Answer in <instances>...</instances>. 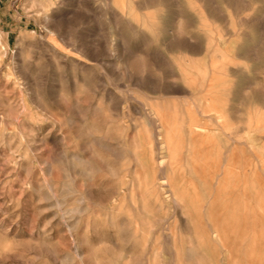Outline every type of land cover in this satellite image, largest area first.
<instances>
[{"label":"rangeland","instance_id":"obj_1","mask_svg":"<svg viewBox=\"0 0 264 264\" xmlns=\"http://www.w3.org/2000/svg\"><path fill=\"white\" fill-rule=\"evenodd\" d=\"M113 1L120 2L0 0V264H264V102L256 155L249 146L238 151V156L245 160L243 166L248 176L240 173L236 177L238 172L232 173L229 182L217 188L218 183L214 182L221 177L203 173L210 185L201 188L205 190L202 196L201 180L188 171L191 162L182 156L187 163L179 160L176 166L182 167L179 172L176 167L175 173L172 168L166 170L175 181V193L167 190L166 185L163 192L158 187L154 189L155 186L149 188L150 183L159 181L154 176L157 164L149 162L143 166L135 159L128 168L119 151H124L126 144L134 150V142L143 149L139 142L149 140L145 136L150 132L144 127L148 111L142 106L151 108L152 99L141 94L138 81L153 85L159 79L166 81L169 72L180 70L187 57L181 53V59L180 52L169 49L166 38L172 36L175 26L179 28L180 13L193 16L196 6L193 0H171L173 4L169 0L167 9L150 10L155 15L151 18L155 26L135 29L136 32L132 21L130 27L121 15L128 8L122 6V1L119 6ZM218 1L212 0L215 2L212 6L217 3V7L213 6L217 11L226 9L229 13L230 6L239 7L232 5L237 0ZM241 1L245 0H238L240 5L244 4ZM261 6L264 8V3ZM196 16L197 13L193 17ZM163 21L167 30L160 28ZM194 21L191 25H195ZM215 24L210 25L214 28ZM193 26L189 30L196 39L194 42L204 40V34L202 37L200 33L203 30ZM183 36L176 39H189ZM215 38L217 41L218 37ZM261 44L264 49V41ZM199 58L197 53L193 59L198 62ZM236 61L239 59L233 60L239 63ZM197 62L195 67L199 68ZM263 64L264 60L260 64L261 97H264ZM144 65L148 71L143 72ZM244 78H240L244 91H240V99L237 97L236 101H245L242 107L248 110L251 89L247 77ZM169 80L183 82L178 78ZM145 90L150 96L155 95ZM201 101L197 100L199 105L204 103ZM216 112L213 115L220 118ZM236 112L234 118L242 119V128L251 111ZM243 116L247 117L246 122ZM243 133L246 135L241 133L242 139L251 145L254 132L247 129ZM253 155L258 160L261 157L260 161ZM183 169L187 171L182 178L179 174ZM191 177L199 179L193 181L200 185L195 186ZM183 184L188 186L189 195ZM178 189L180 196L190 198L180 199ZM209 192L218 196L219 203L229 200V207L220 204L223 206L220 209L217 203H212L215 210L212 211L207 204L202 205L208 198L212 201L214 195ZM173 194L180 199L179 203L174 202ZM192 196L202 201L204 210L194 204ZM141 203L146 207L143 213ZM79 206L80 211L76 212ZM211 225L221 228L222 242L211 235ZM192 246L198 251L194 256L187 251Z\"/></svg>","mask_w":264,"mask_h":264},{"label":"bare ground","instance_id":"obj_2","mask_svg":"<svg viewBox=\"0 0 264 264\" xmlns=\"http://www.w3.org/2000/svg\"><path fill=\"white\" fill-rule=\"evenodd\" d=\"M119 1L120 2L122 1V6L124 5L129 10L127 12V11H125L126 10L125 7H122L125 9V10L123 9L124 11H122V13H121V15H123L122 17H124L126 19V21L128 20L129 23L132 21V24L134 26V30L136 29L137 31H139V30H142L143 27H149L150 25L153 24V22L151 21V18L154 19V17H152V16H155V15H154V13H151L150 10L152 8H153L152 10L167 9L168 8L167 1H169V0H142V1L140 0L139 2L138 1L136 2V0L135 1L134 0H119ZM193 1L192 2H193L194 7L196 6L194 10L198 14V16H196L195 18L198 17L197 18L198 20L194 21L195 18L193 16H195V14H196V13L194 14V12H193V14H194L193 16H192V14L191 15L185 14L186 12H184V14L188 17L190 16V18L192 17V19L194 18V20H193L194 23L199 22L197 24L195 23V25L196 26L198 25V27L201 30H203V32H200V33H201V36L204 34V40H201L202 42L200 40H197L196 42H194V40H196V39L192 35V33H191L192 31L189 30V28L194 25V24L191 25V23H193V21H191V19L187 18L185 15H182V12L181 13L179 12L181 14V18L179 16H177L180 18L179 19L180 20L179 21L180 22L179 28L177 29L178 26H175V29L171 30L172 36H170L168 39L166 38V41H167L166 44L169 47V49H174V50L176 49L175 50L176 52H180V56L182 53V55L184 54V57H187V58H185V60H184L185 62L182 64L183 66L180 68V70L169 72L170 74L167 77L168 79L164 82H162L161 79H159V82H154L153 85H147L143 81L142 82L138 81V86L140 88L139 90L140 91L142 90V92H143L141 94L143 96L150 97L154 101L153 102L152 100H150V102H152V103L149 102L151 105V108L149 107L150 109L148 107L147 108L144 107L145 105H144V103H142L143 101H140V104L144 105V106H142V109L145 111L146 110L148 111V115L146 114L147 115V118H146L147 122H146V126H144V127H145V129L147 128V130L150 132L148 136H145V138L149 137V140L146 139V141L144 140V141L139 142L140 146H143V149L142 148L139 149L140 147L136 142H134L135 144H133V146L135 147L134 150L129 148L126 144L125 150L123 151L121 149L122 151H119L120 152L119 157L121 160L124 159L127 161V163L124 164L127 166L131 160H135V159L138 161V164H141L143 166L147 165V163H149V162H153V163H155V165L157 164L156 171H155V168H152V169H154V171H155V172L153 171L154 173L157 172L156 175L154 174V176L157 177V180L159 179V181H155L153 184L150 183L149 188H153L155 186L154 189L158 187V188H160L159 190L161 191L162 187L164 185H166L169 188L167 190H169V191L173 190V192L175 191V189H173V187L175 185V181H173L172 177L170 175H168V172L166 173V170L168 169V167H169V169H171V168L173 169L174 167H176L182 156L187 157L186 159H188L191 162V164L188 162V164L191 165V166L189 165L191 168L189 169L187 167L188 165L187 166L185 165V166L187 167V169H189L188 171H190L191 174H192V172H194L198 175V176L194 175L193 177H195V178L199 177V179L201 180V186H199L200 187L199 190H202L201 192H202V196H203V193L205 190L203 191V189H201V188L202 187L203 188H209L210 184H208L205 181V178H208L209 176L212 177L213 175H216V177H218V178H219V176L221 177L220 180L217 178L218 181L216 180L217 182H214L216 184L218 183L217 188H219V187H222L226 183V181L229 179V177L232 173L236 174L238 172L236 174V177H238L237 175L238 174L240 175V173H241V175H247V173L249 174V172L245 171V166H243V162L245 160L242 161V158H240L238 156V151L242 152L243 149L247 150L248 148L246 149L244 147L249 146L250 151L253 154L256 151L255 149L258 147L257 145L259 142L257 141V139L260 138L261 124H262L261 123L262 120H260V111L262 109L261 108V105L263 104L262 102H264V100L262 99L263 96L261 97V93H260V85H261L260 84V78L262 76V75L260 76V70H261L260 64L264 60V57L261 53V49L263 47L261 44V41H264V40H261L262 36L264 35V18H262V16H263L262 14L264 13V8L261 6V3H264V0H245V1H241V2H244V4H242V5H240L241 3L238 2V0H237V2H236V0H233L236 3H234V4L232 3V5L236 4L239 7L240 6H242V7L237 8V6H230V12L229 13H226V9L225 10L221 9V11L220 10L217 11L216 9H214L215 7H213V6H216L217 3L212 6V3L213 4L215 3V2H212V0H193ZM209 1H211V4ZM113 2L114 3L116 2L115 4L118 3V1H113ZM170 2H171V0H170ZM176 2H178V0H176ZM217 2H219V1L217 0ZM119 3H118V6H119ZM229 4L231 5V3H229ZM175 5H177V4H175ZM220 6L221 5L219 4L218 7H220ZM178 7L180 8L179 5H178ZM154 8H156V9H154ZM147 10L150 11L149 12L150 14L148 12H146ZM168 10H170V9H168ZM174 10H172V11L174 12ZM227 11H229V10H227ZM199 14H200V16H199ZM45 15H47V14H45ZM159 15H160V13H159ZM159 15H158V18L162 14L160 16ZM167 15L170 16V14H168V12H167ZM47 18H50V17L47 16ZM168 23H169V21L167 22V24ZM211 23L212 24L213 23L214 24L219 23L220 26L215 24V26L213 28V26L210 25ZM132 24L130 23L129 26L131 27ZM159 24L161 25L160 28L162 27L161 30H165V29L167 30V28H165V26L167 27V25L164 21H163V23L161 22ZM173 25H174V23H173ZM195 25L193 27H195ZM153 26H155V25L153 24ZM171 26H172V24H171ZM169 29H171V28H169ZM183 35H185V37L187 36L189 39H186L184 41H179V39H176L178 36L180 37ZM121 37H122V35H121ZM166 37H168V36H166ZM215 37H218L219 42H217L218 40L217 41L215 40L216 39ZM119 47H121V45ZM125 49H127V47ZM262 50L264 51V49H262ZM197 53L200 54V56H201V58L198 59V62L193 59V58H195ZM144 54H147V53L144 52ZM144 54H143V56H145ZM191 55H193L194 57ZM182 57L183 56H181L180 58L182 59ZM176 58L180 60V58H178L177 56H176ZM176 58L174 57V59H176ZM238 59H239V61H236V62H239V63H234L235 61L233 62V60H238ZM165 60L167 61V59H165ZM180 61H183V60H180ZM195 61L199 64V68H196L198 66L195 67V64H196ZM240 61H241V63H240ZM177 62L179 63L178 60H177ZM232 62H233V64H232ZM153 66L155 67V65H153ZM127 67L128 66H126V68ZM147 67H151V66L148 65ZM169 67H171V66H169ZM159 68H161V67H159ZM143 69H142L143 72L149 70V68H146L145 65H144ZM262 71H261V73H262ZM149 75H150V73H149ZM243 76L245 77L244 80L247 77L248 80H246V81H248V87L251 89V92H250L251 96L250 97L248 96L249 98H251L250 105H249L250 107L248 106V110L246 108L242 107V105L245 101L241 100V102L239 101L240 103H238V100L236 101V98L239 96L238 94L243 89V86L240 85L241 82L243 81V80L241 81L240 78H243ZM170 78L171 79L172 78H178L183 82L178 83L175 81H171V80H169ZM175 80H177V79H175ZM236 80H238L239 83ZM145 89L151 90L152 92H154L155 95L150 96ZM243 91H244V89H243ZM241 93H242V91H241ZM221 97L222 98L225 97L226 99L223 100V99H221ZM242 97H241V99H242ZM248 97H246L247 101L250 100ZM199 99L203 100V101H201V102H204L202 105H199L200 103L198 104L197 100L199 101ZM215 99H216V101H214ZM136 100H139V99H136ZM125 102H127V101L125 100ZM115 103H117V101ZM116 106H117V104H116ZM244 106H245V104H244ZM137 109H138V107H137ZM139 110H141V109H139ZM236 111H239V113H241L240 111H251V113L248 112L251 115V116L249 115L250 118H248V123H246V125L244 124L245 126H242V128H240L241 127L240 121H242V119L237 120L234 118L235 117L234 113ZM214 112H216V113L219 112L220 118H215V116L213 115V114H215ZM236 113H238V112H236ZM242 118H244V116ZM245 118H247V117H245ZM212 121L214 124H212ZM245 122H246V119H245ZM233 127L235 128V131H233L234 130ZM247 129L254 132L253 133L254 136L252 135L251 145H249V143L244 138L242 139V137H243L242 134L246 135L243 132L246 131ZM138 130H140V129L138 128ZM101 141H103V140L101 139ZM106 142H108V141H106ZM119 143L120 142H118V144ZM180 146H182V148H180ZM119 147L120 146H118V148ZM184 147H185V150H184ZM109 148H111V147H109ZM179 148H180V152H178ZM182 152H184V155ZM185 154H186V156H185ZM254 157H256V159L258 160L257 156H254ZM260 158L261 157H259L258 161H260ZM184 159L182 158L181 160H184ZM137 161H134V162L137 163ZM246 161H248V160H246ZM183 162H186V161L184 160ZM132 163H133V161H132ZM237 163H239V164H237ZM141 165H139V166L141 167ZM67 166H68V164H67ZM132 166H134V165H131L130 167H132ZM186 167H184V168L186 169ZM128 168H129V166H128ZM143 168H145V167H143ZM176 168L175 169L177 170V172H179L178 169L182 168V167H179V168L176 167ZM238 168H239V170H237ZM251 169L253 170V168H251ZM258 169H257V171H258ZM130 170H131V168H130ZM134 170H135V168H134ZM141 170H142V167H141ZM145 170L146 169H143L142 172L144 174H147ZM252 170H251V172H252L251 174H254ZM171 171L172 170H170V172ZM173 171H174V169H173ZM186 171L187 170H185V172ZM185 172L183 169V171L181 172L183 174L180 173L179 176L181 175V177H182ZM206 172H207L206 176H208V177H206V176L204 177L203 173H206ZM254 172H255V170H254ZM130 173H132V171H130ZM133 173H134V171H133ZM174 173H175V171H174ZM257 173L259 175V172H257ZM257 173H256V175H257ZM171 174L173 175L172 172H171ZM184 176H186V174ZM135 177H137V176H135ZM146 178L148 179V175ZM154 179L156 180V178H154ZM185 179H187V177ZM190 179L192 181L193 180H195V181L199 180V179H197V180L192 179V177ZM210 180H211V178H210ZM181 181H183V179ZM181 181L179 183H182ZM195 181H193V182H195ZM213 181H215V180H213ZM149 182H152V181H149ZM228 182H229V180H228ZM214 183L211 182V184H214ZM194 184H195V186L200 185L199 183H196V182ZM185 185L186 184H183V186L186 189H183V186L181 188V190L183 189L184 192L187 190V187H188V186L186 187ZM191 186H193V185H191ZM195 186H193V187H195ZM175 187H176V185H175ZM195 189H196V187H195ZM215 189H216V187H215ZM159 190L157 189V191H159ZM164 190H162V192ZM181 190L178 189V192L180 191V193H177V195L179 196L180 199L184 198V200H185V198L187 196L183 197V196L179 195V194H181ZM225 190H223V191H225ZM157 191H155V192H157ZM188 191H186L188 193L186 195H189ZM145 192H146V190H145ZM184 192H183V194H185ZM213 192H214V190L212 191V193ZM147 193L148 192H146V194ZM206 193H207V191H206ZM209 193H211V192H209ZM194 194L195 195L199 194V192L198 193L194 192ZM194 194H193V196H194ZM214 194H215V192H214ZM214 194H212V196ZM174 195L175 194H173V196ZM177 195H175V197H174L175 198L174 202L179 203L180 199L177 197ZM193 196H192V198L197 197V196H194V197ZM205 196H207V194ZM144 197H146V196H144ZM208 197H211V196H209V194H208ZM222 197L224 198L226 196L221 195V198ZM227 197H228V195H227ZM187 198H190V197L188 196ZM196 199L194 198V200L196 201L194 204L200 205L197 207H201L202 205L205 206L207 204L206 205L207 208H210L212 211H215V210H213L214 207L211 206L212 203H217L216 205L220 209L223 206L229 207V200H225V201L223 200L222 201L223 203H219L218 196L215 197V195L212 198V201H209L210 198H208V200L206 199V202L204 203L205 200L203 199L204 204H202V205H201L202 201L200 202L199 200H196ZM226 199H228V198H226ZM236 199H235V202H236ZM190 200H191V203H193V200L192 199H190ZM190 200H189V202H190ZM241 200H244V199H241ZM163 202H165V201H163ZM184 202H186V201H184ZM245 202H246V199H245ZM248 202L250 203V201H248ZM58 203H59V201H58ZM185 204H186V206L187 205L189 206V203H185ZM220 204L223 206H221ZM142 205L143 204L141 203V208H140L141 213H143L142 211L146 210V207L144 205L143 206ZM209 205L211 207H208ZM216 205H215V207H216ZM177 206H179V205H177ZM183 206H185V205H183ZM139 207H140V205H139ZM78 208L76 209V212L80 211V206ZM203 208H202V210H204ZM207 208H205V209H207ZM245 208H246V203H245ZM193 211H195V210H193ZM193 213H195V212H193ZM142 216L143 215L141 214V217ZM182 216H184V215H182ZM211 217H214V215L213 216L211 215ZM146 218H148V217H146ZM223 219L225 220L226 217ZM140 223L141 222H139V224ZM211 224L213 225V223H211ZM141 225H143V224H141ZM212 225H211V230H210L211 235L213 234L214 238L220 239L219 241H221V238H220V235H221L220 229L221 228L220 229L214 228L215 226L213 227ZM144 227H146V226H144ZM202 231H204V230H202ZM140 235H141V230H140ZM127 236H128V234H127ZM255 238H256V236H255ZM223 246H224V244H223ZM187 251H188V255H190V256H194L198 252L196 250V248L193 246L188 248Z\"/></svg>","mask_w":264,"mask_h":264}]
</instances>
